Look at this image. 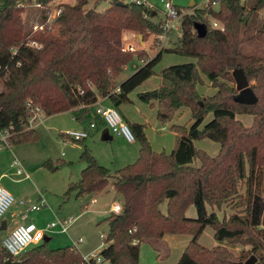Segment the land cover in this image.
Wrapping results in <instances>:
<instances>
[{
	"label": "trees",
	"instance_id": "obj_1",
	"mask_svg": "<svg viewBox=\"0 0 264 264\" xmlns=\"http://www.w3.org/2000/svg\"><path fill=\"white\" fill-rule=\"evenodd\" d=\"M36 1L41 3L40 29L26 28L24 12L32 0H0V131L8 133L7 146L37 139L31 125L36 112L75 108L73 118L83 124L99 117L92 105L100 97L116 108L129 101V93L155 73L163 50L195 58L164 66L159 74L169 84L137 93L156 106L162 122L181 106L189 109V126H170L178 133L171 151L155 150L144 123L126 120L139 142L138 155L111 172L89 151L85 137L76 140L84 144L79 158L85 166L63 197L95 194L109 185L123 197L121 209L100 220L107 223L100 253L109 264H138L140 244L157 242L166 233L191 235L175 264H237L251 253L256 264H264V0H217L216 7L206 0L201 7L188 6L176 44L159 48L152 57L123 44L125 30L142 36L163 32V21L151 18L146 2L108 0L102 10L84 8L88 0L59 2V13L47 21L52 0ZM196 21L206 24L202 36L196 33ZM135 55L142 63L118 80ZM235 68L248 79L257 97L254 103L234 99L238 89L230 82ZM202 74L215 88L212 94L199 93ZM208 112L212 118L199 126ZM238 113L252 114L251 124L245 125ZM205 137L219 142L216 154L194 144ZM62 162L46 159L42 166L53 171ZM224 203L234 210L222 218L206 207ZM190 205L196 208L195 217L185 213ZM206 225L214 228L216 244L211 247L198 241ZM236 246H241L238 252ZM8 257L18 264H90L74 245L51 247L47 239L17 255L0 243V264Z\"/></svg>",
	"mask_w": 264,
	"mask_h": 264
},
{
	"label": "rangeland",
	"instance_id": "obj_2",
	"mask_svg": "<svg viewBox=\"0 0 264 264\" xmlns=\"http://www.w3.org/2000/svg\"><path fill=\"white\" fill-rule=\"evenodd\" d=\"M146 1L147 4L152 7L151 11L157 12L153 15L154 18L156 20L164 18L165 20L164 11L163 9L161 10L162 7L158 6L157 3L159 1L162 2L167 0ZM170 1L173 4H178L186 9L188 6L192 5L201 7L204 4L203 2L206 0ZM58 2L73 3L74 0H52V8L49 12L50 14L55 12V5H57ZM108 5V0H88V2L84 5V8L102 10ZM214 6H217V1L214 2ZM186 11L189 10L186 9ZM40 14L41 10L38 6H35L32 3L27 5V10L24 12L27 29H40L39 24L42 23ZM263 14L264 12L261 10L260 15ZM217 24L220 25L219 22H217ZM174 25L175 26L171 28L170 32H166L165 36L152 33L147 36H142L135 31L131 33L125 30L123 32L124 48L128 49V45H130L135 49L144 50L148 57L155 55L159 48L174 46L176 44L180 35V19H176ZM188 61H195V58L173 51L163 50L160 59L154 64L153 68L155 73L145 79V81L136 86L129 93V101L122 102L117 107L119 113L122 114L123 112L129 118H135V120H139L144 123V132L146 137L148 138L151 146L157 151L163 150L165 152H169L175 146L178 133L171 129L170 126L172 123L189 126L193 122V119L191 118L189 109L186 106H181L174 112L170 120L162 123V121L160 122L156 116V106L140 100L137 93L139 91L158 86L160 84V78L165 79L159 74L160 69L164 66ZM141 63L142 60L135 55L127 64V71L131 72L132 70L133 72L134 68ZM127 71H125V73H127ZM202 76L204 78V82L197 85L198 91L205 95L212 94L215 91V88L211 86L210 81L205 75L202 74ZM121 77L122 74H120L118 79ZM230 83L236 87L235 80ZM44 115L45 114L42 113V117H44ZM212 116V112H208L199 126L206 123L212 118ZM236 116L241 119L245 125H250L253 119V115L248 113H238ZM36 119L37 118H35V121ZM99 120L101 121V126L102 120L100 117L99 119L97 118L95 122L97 124ZM37 122V139L12 146L3 145V142H0V145H2L0 149V173L4 171L8 174L6 177L0 179V186L8 188L15 199L0 217V243L1 239L6 234L4 233L5 229L20 220L18 211L20 204L18 205L16 203L18 195H16L14 190L26 192L28 196L24 195L23 200H25V198L34 200L37 198V189H39L46 197L47 205L41 207L39 210L27 211V220L37 222L40 227L44 226L47 221L51 220L49 216L53 213H50L51 210L57 213L58 217H74L73 221L68 225V232H61L58 231V229L47 232V235L51 236L48 241V245L51 247L70 245L72 243L71 239L76 240L79 236H82L83 241L77 244L81 252L92 253L100 251L105 245L101 236L107 231V223L105 221L100 222V220L105 216V212L109 211V208L111 209L114 203H118L120 205L122 204V194L109 185L107 187L108 190L101 191V196H98L96 203H93L90 200V194L79 197L71 194L67 199H65L63 197V192L70 181H75L79 178V172L81 168L85 166V162L79 158L84 144L88 147L90 152L91 150L94 152L99 163L108 166L111 172L118 168V166L120 167L134 161L138 153L132 157L126 156L124 159H118L117 150H125V146L123 143H120L117 144L115 149H113L111 146L114 145L112 143L113 139H101L98 135L96 142L92 144V140L90 138L91 134H88L89 136L83 139L84 144H82L75 139L65 138L63 136L64 131L77 128V124L74 123L71 119V114L68 112L56 113L44 118L43 121L38 120ZM87 125L88 123H86L83 127H87ZM100 126L93 132H98ZM162 126L165 128H162ZM194 144L197 147L205 149L211 155L216 154L220 146L218 141L207 137L194 140ZM11 149L14 151L16 157L25 168L24 170L30 174V179H24L21 182H12L8 179L11 174L14 173L12 167L9 166L10 159L14 157ZM101 150H103L102 155L100 153ZM46 159H50L52 161L61 159L63 162L59 168L52 171L42 166V162ZM111 159L113 161H109ZM198 162L199 161L196 160V163ZM67 179L69 180L68 183H66ZM12 187L15 189H11ZM160 206L162 210H165V202L161 203ZM206 207L208 211L214 209L220 218L234 210L229 203H224L219 208L211 206L210 204H206ZM185 213L187 216L195 217L197 215L195 206H188ZM213 233L214 228L211 225H206L201 234L198 236V241L205 246H213L216 244ZM190 238L191 235L187 233H166L157 242H142L140 244L138 264H175ZM240 249L241 246H236L233 250L238 252Z\"/></svg>",
	"mask_w": 264,
	"mask_h": 264
},
{
	"label": "built area",
	"instance_id": "obj_3",
	"mask_svg": "<svg viewBox=\"0 0 264 264\" xmlns=\"http://www.w3.org/2000/svg\"><path fill=\"white\" fill-rule=\"evenodd\" d=\"M136 2H145L144 0H135ZM216 2L217 0H213ZM35 6L41 7V3L32 0L30 2ZM29 3V4H30ZM24 4V2L19 3ZM28 5V4H27ZM161 7L165 14V20L163 21V32L160 33V36H165L166 32L169 31L172 27H174V23L176 19H180V17L187 12L186 9L181 8L178 9L175 4H173L170 0L162 1ZM61 8L56 7L55 12L47 15V21L51 20L55 15L59 13ZM213 25L218 26L216 21L212 22ZM40 28L43 27V22L39 24ZM36 27V26H35ZM35 44L34 41L31 42ZM128 49H133L132 46L128 45ZM39 107L36 106V111H38ZM94 113L97 114L101 119H103L106 127L110 131L116 134L123 135L126 139L130 140L133 138V134L130 131L127 123L122 118L121 114L117 110L116 107L112 105H103L100 103L94 104ZM38 115L36 112L32 116V121ZM96 127V123L94 120H91L87 127H82L80 129H70L63 133L65 138L72 139H81L88 135L89 130ZM7 131H0V142H3V145H6V136ZM2 145H0L1 149ZM11 165L15 168V172L17 174L27 175L24 170L23 165L17 157H14L11 161ZM13 195L4 187L0 186V217L4 214V212L9 208L11 203L14 201ZM19 203H24L23 199L18 200ZM46 203L44 198H40L37 202L31 203L28 205V209H39L44 206ZM121 209V205L118 203H114L111 207L112 211L118 212ZM26 214H22V217H25ZM73 217L61 218L54 217L50 221H47L44 226H38L33 221L20 222L15 224L10 230L3 236L1 239V244L7 250V252L11 255H17L22 252L29 245L36 243L45 238L48 234L47 232L54 231L58 229V231H66L70 222L73 221ZM83 238L80 236L76 240H73V244L75 246L76 243L82 241ZM82 258L89 262L90 264H109L108 260L100 253V251L85 253L82 254Z\"/></svg>",
	"mask_w": 264,
	"mask_h": 264
},
{
	"label": "crops",
	"instance_id": "obj_4",
	"mask_svg": "<svg viewBox=\"0 0 264 264\" xmlns=\"http://www.w3.org/2000/svg\"><path fill=\"white\" fill-rule=\"evenodd\" d=\"M146 3H147V1L146 0H144ZM161 1H159L157 4H158V6H160L161 7V4H159ZM205 2V1H204ZM59 3V2H58ZM149 5V4H148ZM175 5H178V4H175ZM193 6V5H192ZM151 7V6H150ZM152 8V7H151ZM161 10H162V8H161ZM261 10H263V12H264V8H262ZM260 10V11H261ZM157 12L156 11H151V13H150V16H151V18L153 19V20H156L155 18H154V16L153 15H155ZM160 20H162V21H164V18H162V19H160ZM171 30V29H170ZM170 30H169V32H170ZM126 31H128V32H133V31H129V30H126ZM168 32V33H169ZM167 33V34H168ZM158 51V50H157ZM156 51V52H157ZM153 55H151L150 57H152ZM127 67H128V65H126L125 66V68H124V70L122 71V77L120 78V79H118V80H122V79H124L125 77H127L129 74H131L132 73V70H131V72H129V71H127ZM134 70H135V68H134ZM133 70V71H134ZM125 71H127V73H125ZM120 76V75H119ZM204 79V78H203ZM145 81V80H144ZM160 84H169V81L167 80V79H161L160 78ZM157 87V86H156ZM152 89V88H151ZM200 93V92H199ZM97 103H100V104H103V105H111V103H110V101H109V99L107 98V97H100L97 101H96ZM95 102V103H96ZM94 103V104H95ZM94 104L92 105V108L94 109ZM74 110H75V108H73V109H70V110H65V111H61V112H68V113H70L71 114V119L74 121V123L75 124H77V128H75V129H80L79 127H83V126H85L86 125V123H80V122H77L74 118H73V112H74ZM61 112H56V113H61ZM56 113H52V114H48V115H44V117H42V113L40 114V113H38V117L36 116L35 118H37L36 119V121H35V119L31 122V125L32 126H34L35 128H36V125H37V121L38 120H44V118H46V117H48V116H50V115H53V114H56ZM121 114V113H120ZM121 116H122V118L126 121V120H130V121H139V120H135V118H129L128 116H126L123 112H122V114H121ZM99 118V117H98ZM100 119H101V117H100ZM102 120V125L100 126V120H99V122L96 124L97 126L94 128V129H90L89 130V135H90V138H91V140H92V144L93 143H95L96 142V139L98 138L97 136L99 135V137L101 138V131L106 127V125H105V123H104V121H103V119H101ZM37 122V123H36ZM139 122H142V121H139ZM161 122V121H160ZM96 123V122H95ZM143 123V122H142ZM163 123V122H162ZM100 126V128H99V131L98 132H93V131H95L98 127ZM162 128H165L164 126H162ZM61 132H63V131H61ZM64 132H66V131H64ZM63 132V133H64ZM109 133L112 135V137L111 138H109V139H113V141H112V143L114 144V145H111L112 147H113V149H115V147L117 146V144H120V143H123L124 144V146H125V150H122V151H120V150H117V158L118 159H124V157H126V156H130V157H132L133 155H136V153H138V149H139V143L136 141V139H134V138H132V139H130V140H128V139H126L123 135H121V134H116V133H113L112 131H110L109 130ZM89 135H87L86 137H88ZM114 136H116V137H114ZM85 137V138H86ZM72 139V138H71ZM102 139V138H101ZM126 146H127V148H126ZM11 152L13 153V156L14 157H16V155H15V153H14V151L11 149ZM91 152H92V154H93V156L96 158V160H97V156L94 154V152L91 150ZM100 153H101V155H102V153H103V150H101L100 151ZM14 157H12L11 159H10V163H9V166H11L12 167V170H13V174H11V176L8 178L10 181H12V182H21V181H23L24 179H30L31 177H30V174H28L27 172H26V176L25 175H23V174H17L16 172H15V168H13V166L11 165V161H12V159L14 158ZM116 157V156H115ZM98 161V160H97ZM109 161H113L112 159L111 160H109ZM71 162V161H70ZM99 162V161H98ZM84 165V164H83ZM25 166V165H24ZM84 167V166H83ZM82 167V168H83ZM108 167V166H107ZM119 167V166H118ZM81 168V169H82ZM25 169V168H24ZM81 171V170H80ZM79 174H80V172H79ZM8 174L6 173V172H1L0 173V179H2V178H4V177H6ZM16 177H15V176ZM23 177H22V176ZM69 179V178H68ZM66 180L67 182L66 183H68L69 182V180ZM9 192H10V190L8 189V188H6ZM11 189H15L14 187H12ZM14 192L16 193V195H18V199H17V204L19 205V218H20V220H18V221H16V223L15 224H17V223H20V222H27V221H29V220H27V218H28V215H27V211L29 212V211H32V210H39V209H41V207L39 208V209H28V205L29 204H31V203H35V202H37L40 198H44L45 199V201H46V197L44 196V194L39 190V189H37V198L36 199H30V198H25V200H24V203H19L18 202V200L19 199H23L24 198V195L25 196H28L27 194H26V192H24V191H21V190H14ZM98 196H101V192H98V193H95V194H91V202H93V203H96V201H97V198H98ZM123 201V200H122ZM47 205V201H46V203L44 204V206H46ZM43 207V206H42ZM109 211H111V209L109 208ZM109 211H106L105 212V215L109 212ZM51 212H53V213H51ZM26 214V216L25 217H22V214ZM50 213H51V215H49L50 216V218L51 219H53L54 217H58V215H57V213H55L54 211H50ZM59 217H61V216H59ZM61 218H67V216L65 217V216H62ZM74 218V217H73ZM5 223V222H4ZM36 224H37V222H35ZM71 223V222H70ZM69 223V224H70ZM15 224H11L10 226H8V228L7 229H5V231H4V233H7L9 230H10V228H12ZM5 225V224H4ZM38 225V224H37ZM69 227V226H68ZM61 232H68V228H67V230L66 231H61ZM80 237V236H79ZM82 237V236H81ZM51 238V236H49V235H46L45 236V238L44 239H47L48 241H49V239ZM83 238V237H82ZM73 240L74 239H71V241H72V243L70 244V245H74L73 244ZM83 241V240H82ZM81 242V241H80ZM77 244L78 243H76L75 244V247H77L78 249H79V247L77 246ZM79 251L81 252V250L79 249ZM82 254H85V253H83V252H81Z\"/></svg>",
	"mask_w": 264,
	"mask_h": 264
},
{
	"label": "water",
	"instance_id": "obj_5",
	"mask_svg": "<svg viewBox=\"0 0 264 264\" xmlns=\"http://www.w3.org/2000/svg\"><path fill=\"white\" fill-rule=\"evenodd\" d=\"M117 3H122L117 1ZM161 4V2L159 3ZM194 28L198 36H202L206 30V24L203 22H195ZM233 77L236 81V88L238 92L235 94L234 99L241 102L254 103L257 100V97L249 85L248 79L246 78L243 70L241 68H235L233 70ZM112 135L109 133L108 127H105L101 131L102 139H109ZM258 258L253 253L249 254L244 260L237 261V264H256ZM3 264H18L17 260H13L10 257L6 258Z\"/></svg>",
	"mask_w": 264,
	"mask_h": 264
}]
</instances>
